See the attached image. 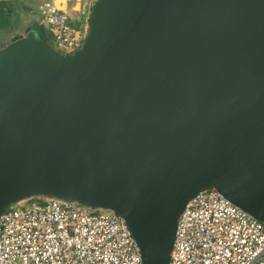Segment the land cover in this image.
<instances>
[{
	"label": "water",
	"instance_id": "obj_1",
	"mask_svg": "<svg viewBox=\"0 0 264 264\" xmlns=\"http://www.w3.org/2000/svg\"><path fill=\"white\" fill-rule=\"evenodd\" d=\"M207 191L264 227V0H93L71 53L34 20L0 46V216L107 212L166 264Z\"/></svg>",
	"mask_w": 264,
	"mask_h": 264
},
{
	"label": "built area",
	"instance_id": "obj_2",
	"mask_svg": "<svg viewBox=\"0 0 264 264\" xmlns=\"http://www.w3.org/2000/svg\"><path fill=\"white\" fill-rule=\"evenodd\" d=\"M29 1L40 3L44 33L57 52L81 46L83 30L67 11L82 14L93 0H0ZM0 264H141V258L122 219L50 201L0 216ZM166 264H264V227L219 193L200 192L178 220Z\"/></svg>",
	"mask_w": 264,
	"mask_h": 264
},
{
	"label": "rangeland",
	"instance_id": "obj_3",
	"mask_svg": "<svg viewBox=\"0 0 264 264\" xmlns=\"http://www.w3.org/2000/svg\"><path fill=\"white\" fill-rule=\"evenodd\" d=\"M26 4L30 5V8L27 7L31 9L30 11H25L22 9V7L27 6ZM26 4H5L0 2V11H2L0 12V46L6 44V42L9 41L10 37L13 36L15 33L20 32V30H22L23 28V24L27 21L34 20L39 23L45 31H48L49 28L38 10V6L40 5V3L29 1L26 2ZM76 4L77 2H75V5ZM8 11H10V13H8ZM67 14L70 21H74L76 23L79 22V25H81L79 26V28L83 30L82 26L84 25V20L87 16V8L82 14L74 13L68 9ZM4 20L7 21V25H4ZM58 52L62 53V51L60 50H58ZM32 202L40 203L42 201L38 199H32L26 201L25 203L15 205L13 209L19 206H26Z\"/></svg>",
	"mask_w": 264,
	"mask_h": 264
},
{
	"label": "crops",
	"instance_id": "obj_4",
	"mask_svg": "<svg viewBox=\"0 0 264 264\" xmlns=\"http://www.w3.org/2000/svg\"><path fill=\"white\" fill-rule=\"evenodd\" d=\"M0 12H2V11H0ZM8 13H10V12L8 11ZM4 25H7V21L6 20H4Z\"/></svg>",
	"mask_w": 264,
	"mask_h": 264
},
{
	"label": "trees",
	"instance_id": "obj_5",
	"mask_svg": "<svg viewBox=\"0 0 264 264\" xmlns=\"http://www.w3.org/2000/svg\"><path fill=\"white\" fill-rule=\"evenodd\" d=\"M44 30V29H43ZM45 31V30H44Z\"/></svg>",
	"mask_w": 264,
	"mask_h": 264
}]
</instances>
